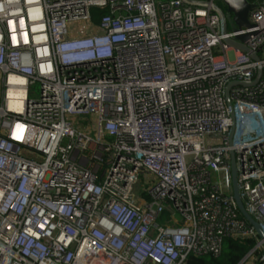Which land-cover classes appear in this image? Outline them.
I'll list each match as a JSON object with an SVG mask.
<instances>
[{
	"label": "built area",
	"instance_id": "1",
	"mask_svg": "<svg viewBox=\"0 0 264 264\" xmlns=\"http://www.w3.org/2000/svg\"><path fill=\"white\" fill-rule=\"evenodd\" d=\"M248 1L252 28L227 16L223 35L183 0H0V264H185L226 239L264 264L231 178L234 153L264 234V0ZM246 34L259 61L226 42Z\"/></svg>",
	"mask_w": 264,
	"mask_h": 264
},
{
	"label": "water",
	"instance_id": "2",
	"mask_svg": "<svg viewBox=\"0 0 264 264\" xmlns=\"http://www.w3.org/2000/svg\"><path fill=\"white\" fill-rule=\"evenodd\" d=\"M183 1L185 4L189 6L201 8V9H211L214 13H216L219 16L220 21H221V32L223 35H227V32H228L229 19L227 15H230L233 18V24L235 26V29H234L235 31H239L241 29L252 28V25L249 22V14H250V11L254 9V6L248 0H221L225 9H222L217 4L212 3V2H203V1H195V0H183ZM236 39L240 41V43L237 41L236 42L232 41L230 39H227L226 42L234 47H237L243 50L245 54L248 55L250 59H252L253 61L260 60L259 55L256 52L252 51L246 45H244L246 41L249 39V35L247 34L240 35V36H237ZM260 75H261V69L259 70V76L257 80L248 86L255 85L258 82ZM234 85H236V83L229 84L226 90V101H227V105L229 107L232 118H234V115H233V108L231 105L229 93H230V89ZM234 131H235V126H234V119H233V126L231 127V132H230V141H232ZM231 178H232L233 198L235 200L239 213L256 230L259 237L263 238L264 234L259 224L247 213L244 207L241 194L239 191V186H238V173H237L234 153H231Z\"/></svg>",
	"mask_w": 264,
	"mask_h": 264
},
{
	"label": "trees",
	"instance_id": "3",
	"mask_svg": "<svg viewBox=\"0 0 264 264\" xmlns=\"http://www.w3.org/2000/svg\"><path fill=\"white\" fill-rule=\"evenodd\" d=\"M209 2L211 0H195ZM216 4L224 8L221 0H215ZM107 12L94 9L92 10V15L96 22L100 21L101 17ZM254 246V241L252 240H233L226 239L223 242L221 253L218 257L214 255H206L202 257L189 256L185 264H240L247 254L252 250Z\"/></svg>",
	"mask_w": 264,
	"mask_h": 264
},
{
	"label": "rangeland",
	"instance_id": "4",
	"mask_svg": "<svg viewBox=\"0 0 264 264\" xmlns=\"http://www.w3.org/2000/svg\"><path fill=\"white\" fill-rule=\"evenodd\" d=\"M33 91H34L33 97H38L39 86L37 85L35 88H33ZM78 121L80 122V125L86 128L89 122H92V119L90 117H84L82 119H78ZM26 156L30 157L29 155Z\"/></svg>",
	"mask_w": 264,
	"mask_h": 264
},
{
	"label": "flooded vegetation",
	"instance_id": "5",
	"mask_svg": "<svg viewBox=\"0 0 264 264\" xmlns=\"http://www.w3.org/2000/svg\"><path fill=\"white\" fill-rule=\"evenodd\" d=\"M227 16H229V17H230V15H227Z\"/></svg>",
	"mask_w": 264,
	"mask_h": 264
}]
</instances>
